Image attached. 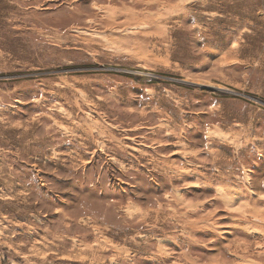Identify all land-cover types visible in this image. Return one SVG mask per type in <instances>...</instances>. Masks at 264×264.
<instances>
[{"label": "rangeland", "instance_id": "rangeland-1", "mask_svg": "<svg viewBox=\"0 0 264 264\" xmlns=\"http://www.w3.org/2000/svg\"><path fill=\"white\" fill-rule=\"evenodd\" d=\"M0 264H264V0H0Z\"/></svg>", "mask_w": 264, "mask_h": 264}]
</instances>
